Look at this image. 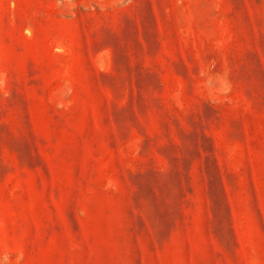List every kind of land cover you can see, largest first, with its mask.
Listing matches in <instances>:
<instances>
[{
	"label": "rangeland",
	"instance_id": "rangeland-1",
	"mask_svg": "<svg viewBox=\"0 0 264 264\" xmlns=\"http://www.w3.org/2000/svg\"><path fill=\"white\" fill-rule=\"evenodd\" d=\"M0 264H264V0H0Z\"/></svg>",
	"mask_w": 264,
	"mask_h": 264
}]
</instances>
